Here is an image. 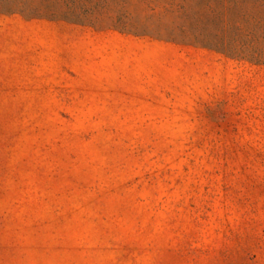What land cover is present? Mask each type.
I'll return each instance as SVG.
<instances>
[{"label": "rangeland", "instance_id": "374dc122", "mask_svg": "<svg viewBox=\"0 0 264 264\" xmlns=\"http://www.w3.org/2000/svg\"><path fill=\"white\" fill-rule=\"evenodd\" d=\"M222 1L0 0V264H264V66L213 48Z\"/></svg>", "mask_w": 264, "mask_h": 264}, {"label": "trees", "instance_id": "16d2710c", "mask_svg": "<svg viewBox=\"0 0 264 264\" xmlns=\"http://www.w3.org/2000/svg\"><path fill=\"white\" fill-rule=\"evenodd\" d=\"M226 3L229 2L222 1L224 22L222 21L221 33L223 39L218 43L219 48H213L230 58H239L253 65L264 66V18L257 13L258 1L242 0L241 3L246 8L239 21L228 19ZM228 28L232 33H225V29Z\"/></svg>", "mask_w": 264, "mask_h": 264}]
</instances>
